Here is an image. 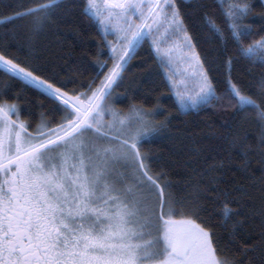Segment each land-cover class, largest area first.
Masks as SVG:
<instances>
[{"label": "snow or ice", "instance_id": "6c2138e0", "mask_svg": "<svg viewBox=\"0 0 264 264\" xmlns=\"http://www.w3.org/2000/svg\"><path fill=\"white\" fill-rule=\"evenodd\" d=\"M59 2L43 0L0 20V25L34 16L39 29ZM87 4L116 36L114 42L105 43L112 68L94 89L69 93L0 50L4 73L41 89L64 113L55 126L42 122L33 132L18 115L12 118L15 105L0 103V264H229L217 258L208 231L190 223L177 233L171 219L157 214L155 204L162 202L167 185L157 183L159 177L150 174L145 162L144 129L126 131L131 121L107 104L147 36L152 37L154 52L182 102L190 101L194 107L220 99L193 51L175 0H87ZM248 11L247 3L242 7L234 3L225 12L245 58L264 53V37L247 48L241 43L249 32L238 30L237 21ZM212 28L219 32L215 24ZM228 77L225 97L238 106H256L230 82V73Z\"/></svg>", "mask_w": 264, "mask_h": 264}, {"label": "trees", "instance_id": "16d2710c", "mask_svg": "<svg viewBox=\"0 0 264 264\" xmlns=\"http://www.w3.org/2000/svg\"><path fill=\"white\" fill-rule=\"evenodd\" d=\"M41 2L0 0V20ZM234 3L249 7L237 21L238 30L249 32L241 37L247 48L264 37V0H175L220 99L181 111L162 65L143 42L107 104L120 116L143 114L142 154L150 174L159 177L157 183L167 185L163 216L208 231L218 259L264 264V53L247 58L239 54L225 21ZM34 21V16H25L0 25V50L34 75L80 93L94 89L112 68L107 40L87 0H60L41 28ZM229 73L230 82L258 107L238 106L225 97ZM0 103L15 105L19 119L33 132L42 122L55 126L64 115L41 89L2 69Z\"/></svg>", "mask_w": 264, "mask_h": 264}, {"label": "rangeland", "instance_id": "374dc122", "mask_svg": "<svg viewBox=\"0 0 264 264\" xmlns=\"http://www.w3.org/2000/svg\"><path fill=\"white\" fill-rule=\"evenodd\" d=\"M99 2V0H98ZM87 9L88 11L90 12V14L93 16V18L97 21L98 23V26L101 30V33L103 34V36L106 38L107 42H114L116 40V36L113 32V29L111 26H107L104 24V23H101V19H103L102 17H98L96 15H94L95 13V9H90L88 4H87ZM137 23H139V21H137ZM143 42H147L151 48V50L153 51V54H154V57L160 62V64L162 65V72H163V75L166 79V81L168 82L169 84V87L171 89V92L174 96V99L177 103V105L179 106V109L181 111H188L190 109H193V108H196L200 105H203L204 103H197L194 107L190 106V101H184L182 102L180 97L177 96L176 92H177V89L175 87H173L171 81L169 80V72L165 70V66H164V62L161 60V58L154 52V47L152 45V37L151 36H147L145 37L140 44H142ZM140 46V45H139ZM138 46V47H139ZM137 47V48H138ZM193 51L194 48H193ZM110 52V51H109ZM196 52V51H195ZM111 55V54H110ZM130 61V60H129ZM181 67H184V65L182 64ZM12 118L13 119H16L17 118V111L12 113ZM121 118H124L127 120H130L131 121V127L126 129V131H131V132H135L137 131L138 129H144V134H146V131H145V128L144 127V116L142 113H138V114H127L125 116H121ZM106 119H111V117H106ZM20 120V119H19ZM21 121V120H20ZM23 122V121H22ZM24 123V122H23ZM154 200V198H153ZM151 206V205H150ZM155 208H156V212L157 214H160V215H163V212H162V202L159 203V204H155ZM165 219H171L173 221V224H174V228L176 230L177 233H182L184 231H186L189 227V224H194L192 223L191 221H188V220H185V219H177V218H173L171 216H166L164 217Z\"/></svg>", "mask_w": 264, "mask_h": 264}]
</instances>
